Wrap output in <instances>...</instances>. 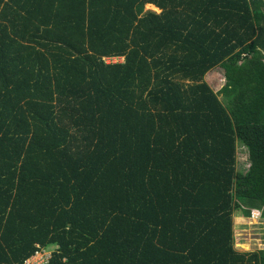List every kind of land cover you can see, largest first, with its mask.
Listing matches in <instances>:
<instances>
[{
	"label": "trees",
	"instance_id": "1",
	"mask_svg": "<svg viewBox=\"0 0 264 264\" xmlns=\"http://www.w3.org/2000/svg\"><path fill=\"white\" fill-rule=\"evenodd\" d=\"M236 210L264 217L263 0H0V264H264Z\"/></svg>",
	"mask_w": 264,
	"mask_h": 264
},
{
	"label": "rangeland",
	"instance_id": "2",
	"mask_svg": "<svg viewBox=\"0 0 264 264\" xmlns=\"http://www.w3.org/2000/svg\"><path fill=\"white\" fill-rule=\"evenodd\" d=\"M152 10L159 12L161 9L152 6L150 4L145 5V11ZM122 58H110L106 61H120ZM208 81L214 90H219L225 78L222 74V70H213L208 74ZM221 97V96H220ZM246 150L239 145L238 146V166L239 169H246L248 160ZM233 216V231H234V247L237 251H253L257 249H264V217H259L258 214H254L250 217H244L241 211L236 210ZM55 245H50L46 251H52L55 249Z\"/></svg>",
	"mask_w": 264,
	"mask_h": 264
},
{
	"label": "built area",
	"instance_id": "3",
	"mask_svg": "<svg viewBox=\"0 0 264 264\" xmlns=\"http://www.w3.org/2000/svg\"><path fill=\"white\" fill-rule=\"evenodd\" d=\"M50 256V252L46 250H39L33 256L26 259L24 264H43Z\"/></svg>",
	"mask_w": 264,
	"mask_h": 264
},
{
	"label": "crops",
	"instance_id": "4",
	"mask_svg": "<svg viewBox=\"0 0 264 264\" xmlns=\"http://www.w3.org/2000/svg\"><path fill=\"white\" fill-rule=\"evenodd\" d=\"M264 1V0H263ZM122 59H120V61H121ZM213 71V70H212ZM210 72H208L207 74H206V76H205V79L208 81V74H209ZM209 83H210V81H208ZM211 87H212V85H211ZM213 88V87H212ZM214 89V88H213ZM215 91H217V89L215 90Z\"/></svg>",
	"mask_w": 264,
	"mask_h": 264
}]
</instances>
